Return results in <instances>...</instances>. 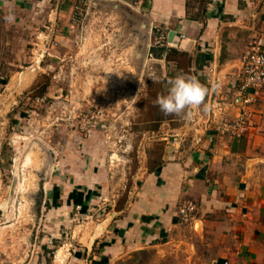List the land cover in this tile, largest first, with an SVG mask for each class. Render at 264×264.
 Listing matches in <instances>:
<instances>
[{
    "label": "rangeland",
    "instance_id": "1",
    "mask_svg": "<svg viewBox=\"0 0 264 264\" xmlns=\"http://www.w3.org/2000/svg\"><path fill=\"white\" fill-rule=\"evenodd\" d=\"M100 1L83 9L73 30L76 0L62 30L48 5L28 18L0 1V260L98 264L101 235L135 198L139 178L212 126L201 123L200 107L187 118L160 111L154 101L166 94L167 80L136 56L133 22ZM9 9L17 15L3 24ZM60 32L72 46L53 45ZM90 176L100 182L89 185ZM96 235L98 247L83 251ZM163 246L102 263H197L193 245L181 244L176 255Z\"/></svg>",
    "mask_w": 264,
    "mask_h": 264
},
{
    "label": "crops",
    "instance_id": "2",
    "mask_svg": "<svg viewBox=\"0 0 264 264\" xmlns=\"http://www.w3.org/2000/svg\"><path fill=\"white\" fill-rule=\"evenodd\" d=\"M5 1L6 9H21L28 18L48 5L59 18L53 26H69L72 0ZM113 1L97 6L133 22L131 30L140 42L136 56L141 63L151 61L157 79L180 72L208 88L200 121L212 126L195 146H175L163 163L139 178L130 191L135 198L101 235L98 264L167 243L175 255L181 244L193 245L196 264H264V91L254 90L259 92L255 124L242 136L215 129L221 118L236 119L241 112L237 73L246 46L254 39L264 41V0H205L201 7H192L190 0H143V7L133 4L137 0ZM10 10L1 17L3 24L6 15H17ZM161 31L163 41L152 43ZM68 37L60 32L57 46H72ZM90 178L89 185L100 182ZM185 198L199 204L194 225L179 221V203ZM99 237L83 251L98 247ZM12 259L0 264H54L40 256L30 262Z\"/></svg>",
    "mask_w": 264,
    "mask_h": 264
},
{
    "label": "built area",
    "instance_id": "3",
    "mask_svg": "<svg viewBox=\"0 0 264 264\" xmlns=\"http://www.w3.org/2000/svg\"><path fill=\"white\" fill-rule=\"evenodd\" d=\"M98 0H76L74 4L75 12L72 16V23L70 30L78 26L81 22V14L86 7L92 8ZM143 0H137L140 2ZM81 8V9H80ZM77 9V11H76ZM80 9V10H78ZM165 38L161 31L155 43H160ZM56 40L53 45H57ZM171 46L173 42H169ZM213 71V69H211ZM239 88L238 94L241 96L242 109L236 119L221 118L218 122L220 132L230 133L232 136H242L251 126L255 124V114L257 112V101L259 99V92L254 90L264 91V41L260 39L252 40L244 49L241 55V66L237 73ZM222 108V106H219ZM199 204L194 199L182 200L179 208V221L183 224H191L195 221V214L197 213Z\"/></svg>",
    "mask_w": 264,
    "mask_h": 264
},
{
    "label": "clouds",
    "instance_id": "4",
    "mask_svg": "<svg viewBox=\"0 0 264 264\" xmlns=\"http://www.w3.org/2000/svg\"><path fill=\"white\" fill-rule=\"evenodd\" d=\"M4 19L12 22L14 17L8 14ZM153 82L159 81L153 78ZM208 91L195 76L178 74L167 80L166 94H159L154 104L159 106L164 115L187 118L192 109L205 103Z\"/></svg>",
    "mask_w": 264,
    "mask_h": 264
},
{
    "label": "water",
    "instance_id": "5",
    "mask_svg": "<svg viewBox=\"0 0 264 264\" xmlns=\"http://www.w3.org/2000/svg\"><path fill=\"white\" fill-rule=\"evenodd\" d=\"M102 1V0H101ZM105 1V0H104ZM117 1V0H116ZM115 1V2H116ZM110 2H113L114 3V1L113 0H110ZM117 3H120V1H117ZM130 6V5H129ZM132 8V7H131ZM146 25V24H145ZM173 34H171V36H172ZM149 43H148V41H147V45H148Z\"/></svg>",
    "mask_w": 264,
    "mask_h": 264
}]
</instances>
